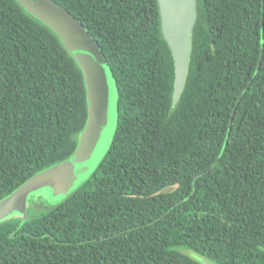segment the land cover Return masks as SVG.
I'll list each match as a JSON object with an SVG mask.
<instances>
[{"label": "trees", "instance_id": "16d2710c", "mask_svg": "<svg viewBox=\"0 0 264 264\" xmlns=\"http://www.w3.org/2000/svg\"><path fill=\"white\" fill-rule=\"evenodd\" d=\"M54 1L106 58L118 121L74 191L0 221V264H264V0H196L175 105L157 0ZM86 117L58 36L0 0V199L70 157Z\"/></svg>", "mask_w": 264, "mask_h": 264}, {"label": "water", "instance_id": "95a60500", "mask_svg": "<svg viewBox=\"0 0 264 264\" xmlns=\"http://www.w3.org/2000/svg\"><path fill=\"white\" fill-rule=\"evenodd\" d=\"M16 1L55 32L77 63L85 86L87 117L70 157L38 171L0 199V221L11 217L25 219L31 194L37 190H50L53 196L59 197L87 173L90 159L100 145L101 132L108 116L109 96L114 94L116 102L118 97L117 86L106 58L96 40L74 15L54 0ZM157 4L160 30L173 59L171 104L175 105L187 77L191 35L196 21V0H157ZM202 263L211 264L205 260Z\"/></svg>", "mask_w": 264, "mask_h": 264}, {"label": "rangeland", "instance_id": "374dc122", "mask_svg": "<svg viewBox=\"0 0 264 264\" xmlns=\"http://www.w3.org/2000/svg\"><path fill=\"white\" fill-rule=\"evenodd\" d=\"M108 106V116L101 132L100 145L97 146L90 159V168H88L87 173L83 177H80L66 193L60 195L59 197L53 196L50 190H37L35 193L30 195L29 202L33 201L34 203L32 204L30 210L39 211L40 209L44 208V206L54 205L60 202L68 194L74 191L81 183H83L85 179L92 173L99 161L104 156L117 125L119 110L118 112H116V108H118V106L116 102V96L114 94L112 96H109ZM188 254L194 259L201 260L200 256L191 251H189Z\"/></svg>", "mask_w": 264, "mask_h": 264}]
</instances>
